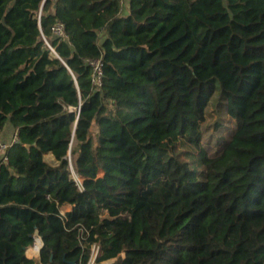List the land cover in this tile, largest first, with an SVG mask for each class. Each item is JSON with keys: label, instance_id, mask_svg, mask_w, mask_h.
<instances>
[{"label": "trees", "instance_id": "obj_1", "mask_svg": "<svg viewBox=\"0 0 264 264\" xmlns=\"http://www.w3.org/2000/svg\"><path fill=\"white\" fill-rule=\"evenodd\" d=\"M8 123L0 264H264V0H0Z\"/></svg>", "mask_w": 264, "mask_h": 264}, {"label": "built area", "instance_id": "obj_2", "mask_svg": "<svg viewBox=\"0 0 264 264\" xmlns=\"http://www.w3.org/2000/svg\"><path fill=\"white\" fill-rule=\"evenodd\" d=\"M52 34L54 37L58 39H67V35L65 32V27L62 22H56L52 28ZM54 52V50H52ZM86 65L90 67L92 71V84L96 89H100L103 87V79H104V62L102 58L99 59H87L86 60ZM19 141V136H18V131L15 132L12 142L10 144L5 143L0 139V157H2V163H8V157L5 156V152L14 146L17 142ZM40 240L38 242L41 243L40 249L43 247V241L40 237H38ZM36 239L35 243L33 246L36 244ZM38 252L37 254H39ZM33 254V255H37ZM32 255V256H33ZM31 256V257H32ZM92 261V260H91ZM90 264V263H89Z\"/></svg>", "mask_w": 264, "mask_h": 264}, {"label": "rangeland", "instance_id": "obj_3", "mask_svg": "<svg viewBox=\"0 0 264 264\" xmlns=\"http://www.w3.org/2000/svg\"><path fill=\"white\" fill-rule=\"evenodd\" d=\"M52 56H55V53L52 52ZM92 131L94 133H96L98 131V128L97 126L94 124L93 127H92ZM4 133H10V134H13L14 136V132L12 133V129H11V126L9 125V123L6 125V128H5V131ZM13 136L11 135V138L10 136L9 137H0V139L2 141H4L5 143H8L10 144L12 142V139H13ZM45 160L50 163V164H55V161L53 160V158L49 155V156H46L45 157ZM74 178H76L77 180H79L75 175H73ZM99 177H103V173L102 172H99ZM82 180H80L81 182ZM67 210H69V208H64V212H66ZM36 242H38L40 239L38 238V236H36ZM33 247V246H31ZM31 247H29L27 250H26V256L30 259H33L34 260V264H41L40 262V258H39V254H37L39 250V247H40V244H37L35 247H33L32 249H30ZM29 250V251H28ZM33 254H37V255H33ZM33 255V256H32ZM98 255V248L97 247H94L93 248V258H92V261L90 262V264H95V260H96V257ZM32 256V257H31ZM113 261H110L108 263H105V264H111Z\"/></svg>", "mask_w": 264, "mask_h": 264}, {"label": "crops", "instance_id": "obj_4", "mask_svg": "<svg viewBox=\"0 0 264 264\" xmlns=\"http://www.w3.org/2000/svg\"><path fill=\"white\" fill-rule=\"evenodd\" d=\"M12 133H13V130H12ZM11 135L13 136V134H10V133H4L3 134V137H9L10 136V138H11ZM52 158H53V160L55 161V164H51V165H53V166H55V165H57L58 164V162L55 160V158H54V156L52 155V154H49ZM49 155H47V156H49ZM67 208H69V210H70V207H67ZM69 210H67V211H69ZM38 244H40V246H41V243H38ZM40 248V247H39Z\"/></svg>", "mask_w": 264, "mask_h": 264}, {"label": "water", "instance_id": "obj_5", "mask_svg": "<svg viewBox=\"0 0 264 264\" xmlns=\"http://www.w3.org/2000/svg\"><path fill=\"white\" fill-rule=\"evenodd\" d=\"M29 147V146H28ZM72 264H74V263H72Z\"/></svg>", "mask_w": 264, "mask_h": 264}]
</instances>
